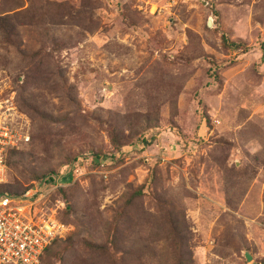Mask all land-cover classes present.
<instances>
[{
    "label": "rangeland",
    "instance_id": "rangeland-1",
    "mask_svg": "<svg viewBox=\"0 0 264 264\" xmlns=\"http://www.w3.org/2000/svg\"><path fill=\"white\" fill-rule=\"evenodd\" d=\"M0 18V113L31 138L6 185L39 184L60 239L101 247L57 263L264 264V0H0ZM112 131L124 156L68 177Z\"/></svg>",
    "mask_w": 264,
    "mask_h": 264
},
{
    "label": "built area",
    "instance_id": "built-area-1",
    "mask_svg": "<svg viewBox=\"0 0 264 264\" xmlns=\"http://www.w3.org/2000/svg\"><path fill=\"white\" fill-rule=\"evenodd\" d=\"M13 108L6 106L0 113V186L8 182V153L24 150L31 141L28 122ZM8 111L13 113L7 114ZM84 165L87 168L90 161L80 157L66 175L71 178ZM33 186L21 195L0 192V264H41L44 251L54 241L64 238L70 228L56 217L63 204L55 209L48 207L39 184Z\"/></svg>",
    "mask_w": 264,
    "mask_h": 264
},
{
    "label": "trees",
    "instance_id": "trees-1",
    "mask_svg": "<svg viewBox=\"0 0 264 264\" xmlns=\"http://www.w3.org/2000/svg\"><path fill=\"white\" fill-rule=\"evenodd\" d=\"M9 28H11V26L7 24L6 19L0 18V31L1 32H8ZM221 45L224 49H228V50L241 51V52L246 50V45L244 43H242V42H239V43L230 42L223 35L221 36ZM262 51H264V46H262ZM263 60H264V57H263ZM110 138H111V145L113 147V150L110 154L106 155L103 153H93L92 152L86 156L80 155V156L74 157L72 159H68L67 163L62 168L63 171L68 170V168H70L72 166V164H74L80 157L84 158L86 161L87 160L90 161L91 168H99V167H101L103 161H105L106 159L113 161V160H117L118 157L120 158L122 155L124 156V154H125L124 148L126 146L121 145L118 142L113 131L110 132ZM43 142H44V137L41 138V143H43ZM20 155H21L20 152H16V151H11L8 153L6 163L9 166V167H7V169L9 168V171L11 169L10 166L13 162V159L15 157L20 156ZM21 159H22V157H19V159H18V161H16V163L13 162L16 170L21 165ZM110 163H112V162H110ZM150 172H151L150 173L151 175L146 179V182L142 186L132 190L127 201L125 202L126 206H128L132 200L139 198V197H142L146 194L149 187L153 184V180H154V178H153V173H154L153 167H151ZM45 177L46 176H42L39 180L42 181V179H44ZM48 180L50 182H54L53 178H50ZM3 188H4V190L1 191V189H3ZM27 190L28 189H26L24 192H26ZM0 192L3 194H7V195H20L18 193L13 192L11 187L9 185H6V184L0 186ZM119 221H120V217H118V213H117V215L113 219L111 226H110V229L108 231L109 240H111L114 237V235L116 233L117 226L119 224ZM64 225H66V224L64 223ZM62 241H63L62 239H58V240L54 241L52 243V245L44 251V254L41 258V264H60L57 262H60L62 260L64 253H66L68 250H70L71 248L76 246L78 243L83 244L85 247H87L88 249H91V250H100L101 249V247L89 244L88 242L81 240L79 237H77V239H74V240L72 238H70V239L68 238L65 241H63V246L59 247L58 243H60ZM54 250H56V251H54Z\"/></svg>",
    "mask_w": 264,
    "mask_h": 264
},
{
    "label": "water",
    "instance_id": "water-1",
    "mask_svg": "<svg viewBox=\"0 0 264 264\" xmlns=\"http://www.w3.org/2000/svg\"><path fill=\"white\" fill-rule=\"evenodd\" d=\"M207 26H208V27H211V23L208 22ZM245 258H246V261H247V262H251V260H252V258H251L248 254L245 255Z\"/></svg>",
    "mask_w": 264,
    "mask_h": 264
}]
</instances>
